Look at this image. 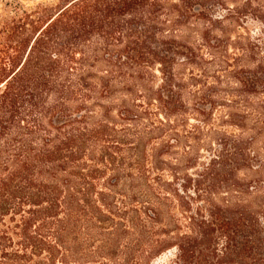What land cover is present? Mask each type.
<instances>
[{
    "label": "trees",
    "instance_id": "obj_1",
    "mask_svg": "<svg viewBox=\"0 0 264 264\" xmlns=\"http://www.w3.org/2000/svg\"><path fill=\"white\" fill-rule=\"evenodd\" d=\"M216 3H0V264H264L263 57L195 101Z\"/></svg>",
    "mask_w": 264,
    "mask_h": 264
},
{
    "label": "rangeland",
    "instance_id": "obj_2",
    "mask_svg": "<svg viewBox=\"0 0 264 264\" xmlns=\"http://www.w3.org/2000/svg\"><path fill=\"white\" fill-rule=\"evenodd\" d=\"M6 1L16 3L24 9H33L56 0H0V3ZM216 5L213 13L223 18L216 24L218 28L216 33L219 34V39L217 38L218 41L215 42L217 47L213 43L214 49L210 54L203 48L201 51L205 58L203 67L193 70L195 74L200 73L199 82L195 87L198 88L195 101L212 103L215 106L212 117H217L218 110L221 109L227 97L232 98V101L240 107L254 100L251 97L244 99L238 96L233 88L235 84L231 78H228L231 65L242 62L240 58L232 60L233 53L239 54L245 50L247 54L257 55V58L263 57L264 60V0H217ZM209 39L212 41L214 38L209 36ZM184 75L185 78L188 77L187 69ZM191 100L193 98L185 92L184 84L181 101ZM171 257L172 252L167 251L156 257L151 264H168Z\"/></svg>",
    "mask_w": 264,
    "mask_h": 264
}]
</instances>
